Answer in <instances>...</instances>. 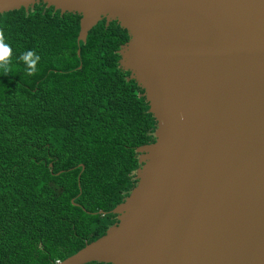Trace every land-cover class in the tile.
Returning a JSON list of instances; mask_svg holds the SVG:
<instances>
[{"label":"water","instance_id":"water-1","mask_svg":"<svg viewBox=\"0 0 264 264\" xmlns=\"http://www.w3.org/2000/svg\"><path fill=\"white\" fill-rule=\"evenodd\" d=\"M102 20L130 40L155 142L106 235L56 264H264V0H0Z\"/></svg>","mask_w":264,"mask_h":264},{"label":"trees","instance_id":"trees-1","mask_svg":"<svg viewBox=\"0 0 264 264\" xmlns=\"http://www.w3.org/2000/svg\"><path fill=\"white\" fill-rule=\"evenodd\" d=\"M40 3L0 15V264H56L104 237L136 186L137 149L155 142L145 92L120 68L129 34ZM34 50L37 72L18 57ZM102 264V263H89Z\"/></svg>","mask_w":264,"mask_h":264},{"label":"clouds","instance_id":"clouds-1","mask_svg":"<svg viewBox=\"0 0 264 264\" xmlns=\"http://www.w3.org/2000/svg\"><path fill=\"white\" fill-rule=\"evenodd\" d=\"M11 46L0 36V74L8 75L11 72ZM23 63L26 75L33 76L37 72L40 56L34 50L23 52L18 57Z\"/></svg>","mask_w":264,"mask_h":264}]
</instances>
